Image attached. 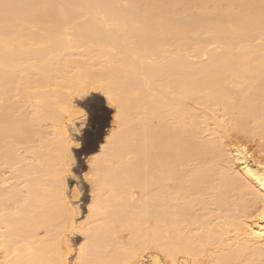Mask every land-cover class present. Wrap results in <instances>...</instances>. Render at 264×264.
I'll use <instances>...</instances> for the list:
<instances>
[{
    "label": "bare ground",
    "instance_id": "1",
    "mask_svg": "<svg viewBox=\"0 0 264 264\" xmlns=\"http://www.w3.org/2000/svg\"><path fill=\"white\" fill-rule=\"evenodd\" d=\"M197 1L0 0V163L9 167L22 165L23 169L17 168L20 175L14 176L18 180L16 184L27 176L34 180L26 181L27 188L20 187L27 190L26 198L15 185L8 192L3 191V183H8V179L7 182L0 179L3 181L0 188H4L0 189L4 192L0 193L3 260L0 264H67L58 240L52 236L56 229L86 235L78 253V259L85 264L131 263L138 255L137 248L145 245L159 250L172 264L178 263L180 254L197 255L195 243L209 242L219 235L210 229L203 236L185 234L180 229L181 221L167 216L163 195L153 194L154 189L150 191L155 183L163 188L164 182L176 178L190 159L198 161L187 163L196 162L198 166L196 169L192 165L191 169L194 188L198 186L203 192L201 181L206 183L214 175H220L221 183L215 188L217 191L214 189L218 206L225 207V202L228 205L223 196L234 187L244 189L245 195L253 198L247 202L241 197L245 196L243 192L237 197L244 201L242 215L237 224L227 223L229 219L225 222L227 232L241 229L236 238L237 250L225 253L226 256L221 254L216 263L232 264L251 247L258 258L264 253V219L258 210L264 208V169L260 167L264 161L255 159L254 154L251 156L243 144L224 147L225 144L217 141L224 133L211 135L207 130L212 139H208L210 135L203 139L204 132L207 133L204 127L209 123L220 129L225 127L217 118L220 112L232 123V130L264 139V0ZM82 18L87 20L79 30L75 28L76 31L67 33L68 27ZM74 50L79 52L73 53ZM14 80L17 87L23 82V88L19 87L18 91L24 93L23 101L31 105L35 120L51 121L55 127L57 136L54 132L49 143L48 134L44 140V128L35 130L36 125L24 120V115L27 118L30 112L27 115L24 112L18 119L17 110L13 109L16 105L8 108L4 104ZM85 87L101 91L107 102L117 107L113 118L118 128L105 136V143L97 152L101 156L88 159V165L93 167V177L88 182L94 195L85 223L75 224L78 212L66 199L61 177L67 170L65 161L71 142L63 115L72 109L69 92L81 94ZM233 96L237 99L233 100ZM201 110L205 112L202 117ZM250 120L251 123L255 120V131ZM38 137L39 146H35ZM52 140L59 143L58 148L57 144L53 147ZM22 145L26 146V156L32 154L36 166L31 162L24 169V159H20L23 156L19 149L18 154L16 151ZM80 145L77 144L74 156L68 160L77 159L83 151ZM124 154H128L126 159L122 157ZM229 154L235 158L232 156L231 160ZM248 154L252 164L248 162ZM236 161L240 175L232 167ZM38 163L45 167L39 168ZM109 170L115 173H107ZM166 172L176 177H162ZM44 174L49 177L46 175L48 178L42 181L40 177ZM115 174L120 178L116 179ZM107 175L112 178L108 179ZM110 179L127 187L123 194L115 192L113 198L107 197L108 189L112 192L113 188ZM200 182L202 185H196ZM130 189L153 192L140 206L136 205L138 211L143 210L141 218L132 215L140 222L146 218L143 231L139 224H135L137 228L134 226L136 220L132 221V227L128 218L136 199ZM196 191L199 192L196 189L190 192ZM24 198L29 200L27 204ZM194 202L191 200V205ZM156 207L164 211L158 208L157 213ZM106 210L111 214L103 221L100 215ZM98 217L104 223H98ZM249 218L257 222L249 224L246 221ZM113 223L126 228L129 236L117 239ZM226 231H220V236ZM42 232L46 235L40 238ZM109 244L113 245L111 249Z\"/></svg>",
    "mask_w": 264,
    "mask_h": 264
},
{
    "label": "rangeland",
    "instance_id": "2",
    "mask_svg": "<svg viewBox=\"0 0 264 264\" xmlns=\"http://www.w3.org/2000/svg\"><path fill=\"white\" fill-rule=\"evenodd\" d=\"M195 1H197V0H195ZM200 1H203V0H200ZM200 1H197V2H200ZM86 20H85V18L76 20L73 23L72 26L68 27L69 29H67V33H69L70 31L71 32L76 31L78 29V27L81 26L82 23H84V21L86 22ZM116 23H118V22L116 21ZM75 28H76V30H75ZM257 41H259V40H257ZM256 42H254V43H256ZM260 42L261 41H259L257 43H260ZM210 48H214V47L210 46ZM76 50H74L72 52L73 53L77 52ZM78 50H80V49H78ZM82 50H83V48H81V52H82ZM94 69H97V67L95 66ZM251 74L250 75L248 74V76L249 77H253ZM253 75H255V74H253ZM22 83H20V86L18 84V86L21 87V88H23L22 87ZM19 87H17V83H16L15 80L12 82V84H10L9 91H8L6 97L4 98L5 100H3V101H5L4 104L7 105L8 108H10L12 106L15 107V105H16V108H13V109L17 110L15 112V116L18 119L22 118V115H23L24 112H26V115L30 112L28 114V117H27L28 119L25 118L26 116L24 115V120L29 121V124L31 126L36 125V126H33V129H35V130H39V128H41V127H42V129L44 128L43 130H45V132H44L45 133V139L44 138L43 139L46 140V136H47L46 134H48V136H47L48 140L47 141L49 143V140H51V138H53V136H54L53 133L55 132L54 131L55 127L52 125L51 121H49V122H46V121L45 122H38V121L35 120L36 118H35V116L33 114V111L31 112L32 108L29 107L31 105L29 104V106H28L27 103L26 104L24 103L23 97H22V96H24V93L20 94L21 92L18 91V90H20ZM12 88H16V89L18 88V89L14 91V89H12ZM85 88L86 89H84V92L81 93V94H76L74 91L69 92V95H70L69 103L72 106L71 107L72 109H71V112L69 114H64L63 115V121H64L65 124L68 125L67 126V129L69 131L68 132V136H69V138L71 140V142L69 143L70 147H68L69 151L67 149V151L69 152L68 156L69 157L70 156L71 157L74 156V152H75L74 148H76L78 143H80L81 144L80 146L83 148V151L77 156L76 160L74 159V161H73L71 159L68 160L69 157L66 158L67 161H65V162H66L67 170H66L65 173H63V176L61 175V177L64 179L66 199H67V201L70 202L71 208L73 210H75V212L76 211L78 212L77 216L74 218L75 224L85 223V221H86V219H87V217L89 215L88 206L92 203V199H93V195H94V194H92V191H91V184H90V182H88V181L92 180V177H93V167L91 165H88L89 164L88 163V159H89V157H91V158H95L96 157L97 158V156H99V157L101 156V153L97 154V152H99V148H100L101 144L105 143V136L109 135L110 132L115 131L118 128L117 124H116V119L113 118V117H115L114 115L118 112L117 107L113 103L107 102V100L105 99V97L103 96L101 91L93 90L90 87L89 88L85 87ZM232 99L236 100L237 96H233ZM24 100H25V98H24ZM30 103H31V101H30ZM32 103H34V101H32ZM19 107H21V108H19ZM16 113H18V114H16ZM199 115H200V117H202V116L205 115V112H203L201 110V111H199ZM217 118L220 119L219 121L222 120L223 126H225L226 129H225V127L220 129V127H218L217 125H214V123H209L208 124L209 126L204 127V130L206 132H207V130H208V132L210 131L209 133L211 135H212V133L216 132L217 135H219V136H220V134L224 133V134H222L220 136L221 138L219 136H218L219 139H218V137L216 138V139H218L217 141L219 143L222 142L221 143L222 145L225 144L224 147H227L228 144H230V146H231V143L232 144H243V145L246 146V148L248 150V153L251 154V156L254 154L253 157H255V159L264 161V139H261L262 137L260 138L259 135H257L259 137L252 136V135L251 136L250 135L246 136L245 134L243 135V133L242 134L239 133V132L237 133L236 130H232L231 129L232 123L231 122L229 123V119L228 118H223L221 116V112L217 113ZM24 120H23V122H24ZM251 122H252V120H250V122H249L250 123V127L251 128L253 127L252 129L255 131V129H256L254 127L256 125V124L254 125L255 120H254L253 123H251ZM41 124H42V126H41ZM248 125L249 124H247V126ZM247 128H249V127H247ZM251 128H250V130H251ZM42 129H40V130H42ZM216 129H218V131ZM224 129H225V131H224ZM208 132L206 134L204 132L205 135L203 134V139L204 138H208V136L210 135ZM56 133L57 132H55V135H56ZM211 135L208 138L209 140L212 139ZM56 136H55V138H56ZM44 140H43V142H44ZM54 140H52V141L54 142ZM37 141H40L39 137H38V140L36 138V143H37ZM53 142L50 141V143H52V145H54L53 147H55V144H57V143L54 142V144H53ZM56 142H58V141H56ZM36 143H35V146H39V142L37 144ZM45 144H42V145H45ZM58 146H59V143L57 144L56 148H58ZM25 148H26V146H25ZM25 148L23 147V145L20 146V147L19 146L16 147L17 154L19 153L18 152V149H19L20 150L19 154H21V156H23V157L20 156L21 158L18 156L20 159H24L22 161L23 162V166L25 164L26 165H28V164L32 165L31 162L34 163V165H35V160H34L32 154H30V156H26L28 154V152L26 153ZM230 149H232V148H229L228 151L232 152V150H230ZM43 150L45 151V149H43ZM231 152H229V153H231ZM231 154H233V153H231ZM249 154L246 157L248 158V162L250 164H252L251 159L249 157L250 156ZM24 155H25L26 159L24 158ZM127 155L124 154L122 156L123 159H126L125 157H127ZM130 155H133V154H130ZM230 156L231 155L229 154V157ZM232 156H233V159H234L235 158L234 155H232ZM232 156L230 157L231 160H232ZM128 157H132V156H128ZM133 157H134V155H133ZM191 160L192 159L187 161V163L191 162ZM194 161H197V160H193L191 163H193ZM233 161H235V160H233ZM187 163L183 164V165H187V166H184L182 168V170L179 169L181 164H178L179 167L177 169L181 170V172L180 171L178 172L179 175L177 177L172 175V176H174L176 178L170 179L169 180L170 182L169 181L166 182V183L164 182L163 183V188H161V186L156 185L157 183H155L153 185V187L151 188L152 190L150 189V191H153V189H154V191H153L154 193L152 192L153 194H155L157 192L158 193L160 192V195H163V197L165 198L164 199L165 201L163 200L164 201L163 203L166 206L164 209H166V212H168V214H169V215L167 214V216L168 217L171 216L170 219L173 218V220L176 219V217H177L178 220H180L181 223H182V224L180 223L181 224L180 229H182V231H184L185 234L194 233V234H196L195 235L196 237L198 235L199 236L200 235L203 236L206 232L208 233V230L210 229V230H213V232L214 231L216 232L215 235H219V236H216V238L214 237V240H212L213 238H211V241H209V242L203 240V242H201L203 245L201 243H195V248H196V254L197 255H195V256H187V255H183V254L181 255L180 254L177 257L179 259V260L177 259V261H178L177 264H217L216 262L218 260V257L221 256V254L225 255V253H226V255H228L229 252H232L233 250L235 251V249L237 250L236 245L238 246V243H237L238 240L236 238H237L238 235H240L239 232H241L240 231L241 229L237 230V231H232V232L228 231L227 232L226 228H225V226H227V224H225V222L229 219L227 221V223L235 222L233 224H237L236 222H238V218L242 215V210H244L243 207L241 208V205L243 204L244 201L242 202V200L240 198H237V197H239L241 195V193L244 191V189H240V187L239 188H237V187L235 188L234 187V188L229 189V190L227 189L226 191H228V192H225L226 195H224L225 193H223L224 196L223 195L222 196L224 197V199L226 197V199L228 200V202H227L228 205L230 204L229 206L226 204V202L224 204L225 207L227 206L226 209L228 208V210H229L228 211V210L224 209L225 207H223V205L222 206H220V205L218 206V204L215 203L216 197H217V195L215 193L217 190L215 188H217V185H219L221 183L220 182L221 181L220 180L221 179L220 175L219 174L214 175L211 180L208 178L209 181L206 182L207 184L205 182H203V180H202L201 182L204 184V186L201 184V182L196 184V185H199V184L202 185L201 186V190H202V187L205 189L202 192V191H200V189L196 188L198 186H195V188H194V185H193L194 181L192 182L191 179H190V178L193 177V174H194V173L193 174L191 173L192 165H194L193 168L195 167L196 169H198L197 168L198 166L196 167V165H195L196 162H195V164H191V163L187 164ZM116 164L117 163H115V165ZM233 164H234V166H232ZM233 164L231 166L234 168V173H236V171L238 170L237 174L240 175L241 172H240V168L238 166L239 162L236 161V162H233ZM26 165L24 166V169L28 167V166L26 167ZM16 166L17 165H15V167H13V165H12L11 167H9L6 164L2 165L0 163V179L5 178L6 182H7V179H8V183H5V181H4L5 184L3 183L2 180L0 181L1 182L0 185L2 186V183H3L2 187L5 188V189L3 188L4 190L2 188H0L3 191H6V189H7V192H8V190H11L12 188H14L13 187L14 185L18 186L19 188L22 187V186L24 188H27V187H25V184H26V186L28 184V183H26V181H28L31 177L29 178V176H27L28 177L27 179H23V180L21 179V183L19 182V184H16V182H18V180L15 179L16 177H14V176L20 175L19 174L20 171L18 172L17 168L20 169V167H22V165L20 167H19V165L17 167ZM38 166H40L39 163H38ZM42 166L43 165H41L39 168H42ZM43 167H45V166H43ZM108 168L112 169L113 167L108 166ZM233 168H232V171H233ZM21 169H23V167ZM43 170H44V168L42 169V171ZM192 171L195 172L196 170L194 169ZM44 172H45V170H44ZM106 172L107 173L108 172L112 173L113 170L112 171L109 170V171H106ZM114 173L115 172H113V174ZM166 173L168 174V172H166ZM166 173H163L161 176L164 177V178H166V177L170 178L171 175L168 174L169 175V177H168V175L166 176ZM37 174H39V173H37ZM191 174H192V177H191ZM41 175L42 174L40 173V176ZM46 175L44 174L43 177H40L39 175L38 176L42 180L43 178L47 179L49 177V175H47L48 177ZM110 175L113 177L112 174H110ZM159 175L160 174H158V177H159ZM24 176H26V175H24ZM45 176H46V178H45ZM106 177L109 179L110 176L107 175ZM106 177H105V180H106ZM112 177H110V178H112ZM114 177H113V179H114ZM117 178L119 179L120 176L116 175V179ZM5 179H3V180H5ZM108 179H107V181H108ZM116 179H115L114 182L110 179L111 187L113 185V188H111L112 192L108 189L107 197H109V198L112 197L113 194L115 195L116 193H118L120 195L123 194V191L126 190V188H127V187H124V185L122 186V183L120 185V183ZM31 180H33V179L31 178ZM38 180L40 181V179H38ZM192 180H193V178H192ZM245 180L246 179H244L243 182H245ZM42 181L40 182L41 184H43ZM46 181H48V180H46ZM204 181H205V179H204ZM36 183H38V182H36ZM243 184H240V185H243ZM245 184H246V182H245ZM165 185H167L168 187H166ZM176 186L179 188V190L177 189ZM191 186H192V189H191ZM207 186H209V187L207 188ZM41 187L42 186H40L39 188H41ZM43 187L45 188L46 186H43ZM169 187H170V189H169ZM195 189L198 190L199 192H197V191L196 192H190V191L195 190ZM214 189L216 191H214ZM20 190H22V188H20ZM161 190H162V192H161ZM175 190H176V192H175ZM240 190H242V191H240ZM136 191H138L139 194H137ZM150 191L148 189H146V190L145 189H141V190H138V189L136 190L135 189V191L134 190L130 191L131 195H133V197L136 198L135 199L136 202L135 201L132 202V206L133 207H131V209H132L131 212L128 211L129 214H130V217H128V218H130V220H131V226L132 227H134V226L136 227L135 224H139L138 227L141 226L142 227V229H141L142 231L145 228L144 226H146L145 225L146 222H143V220L145 221L146 218L144 217L145 218L144 219L142 217L143 218L142 222H140L141 220H137L138 218L134 217V216H138L139 218H141V213H143V210L140 211L141 210V208H140V210L138 211V206H140L138 204H140L142 201L146 200V198H148L152 194ZM177 191H179V192H177ZM213 191H214V193H213ZM2 192H0V193H2ZM22 192H24L23 194H24L25 197L28 195V192H27L26 189H23ZM247 192H249V191H247ZM243 193H244V195L246 194L245 192H243ZM148 194H149V196H148ZM184 194H185V196L187 198L185 196H183ZM217 194H218V192H217ZM84 195H86L85 198H83ZM241 197H244L245 198L244 200H247V202H250V201L253 200V198L251 197L250 194L249 195H245V196H241ZM26 198H24V200H26ZM214 198H215V200H214ZM29 199H31V198L29 197ZM193 199H197V201L194 202ZM226 199H225V201H226ZM110 200H114V199H110ZM169 200L171 202H169ZM191 200L194 202L193 205H191ZM221 200H223V199L221 198ZM27 201H29V200L27 199L25 201V204H27ZM111 202L114 203L113 201H111ZM161 204L159 203V205H161ZM136 205H138V206L136 207ZM189 205H190V207H189ZM158 208L159 207H156V211L158 210ZM29 209H32V208H29ZM111 209H113V207ZM111 209H110V211H112ZM164 209L161 208L160 211L161 210L164 211ZM108 210H106L105 213H103V216L100 215V217L103 218L102 219L103 221L106 220V218L111 214L110 211H108ZM136 213H138V214H136ZM157 213H158V211H157ZM132 215H134V216H132ZM100 217H98V221L97 222L98 223H104L103 221L100 220L101 219ZM133 217L136 218V219H134ZM135 220H136V222H135ZM173 220H170V221L172 222ZM132 221L135 222V223H133ZM246 221L249 224L257 222L256 219L254 220L253 218H249ZM132 223L134 224V226L132 225ZM114 224L115 223H113L112 226L116 227L114 230L117 229L116 230L117 233H118L117 234V239L119 237H121V236H124V237H128L129 236L130 233L129 232L126 233V228L125 229L122 228L121 226H119V224L117 226H114ZM244 227H246V226H244ZM224 230L227 233L225 234V232H223L222 236H220L221 232L224 231ZM45 235H46V233L42 232L40 234V236H41L40 238H42ZM77 235H80V238L77 239L76 238ZM52 236H54V238H56L58 240V242H59V246L58 247H59V249H62V253L65 255L64 258L66 259V263L67 264H85L84 262H82V261H80L78 259L79 247L82 246L85 243V240H86V235L84 233H72V232H70L68 230L61 231L60 229H56L52 233ZM121 238H119V239H121ZM121 242H122V240H121ZM118 245L120 246V244H118ZM112 246L113 245L109 244L108 245V249H111ZM193 248H194V246H193ZM137 249H138V252H137L138 255H137L136 259L133 260L131 263H122V264H172L170 259L166 258L159 250L155 249L151 245H145V246L137 248ZM250 250H252V247H251V249H249V251L245 252L243 255L241 253L238 258L236 257L235 260L232 261V264H234V263H236V264H264V253L262 252L263 254L260 255V258H258L259 256L257 257L254 254L255 252L253 250L252 251H250ZM1 255L2 254L0 253V262L2 260L1 259L2 258ZM2 262H3V260H2Z\"/></svg>",
    "mask_w": 264,
    "mask_h": 264
},
{
    "label": "snow or ice",
    "instance_id": "3",
    "mask_svg": "<svg viewBox=\"0 0 264 264\" xmlns=\"http://www.w3.org/2000/svg\"><path fill=\"white\" fill-rule=\"evenodd\" d=\"M260 167H261L262 169H264V163H262V164L260 165ZM258 210H259L260 218H261V219H264V208H260V209H258Z\"/></svg>",
    "mask_w": 264,
    "mask_h": 264
}]
</instances>
